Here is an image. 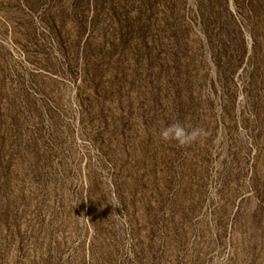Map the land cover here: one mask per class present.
Instances as JSON below:
<instances>
[{
	"label": "rangeland",
	"instance_id": "374dc122",
	"mask_svg": "<svg viewBox=\"0 0 264 264\" xmlns=\"http://www.w3.org/2000/svg\"><path fill=\"white\" fill-rule=\"evenodd\" d=\"M0 264H264V0H0Z\"/></svg>",
	"mask_w": 264,
	"mask_h": 264
},
{
	"label": "clouds",
	"instance_id": "9594fccd",
	"mask_svg": "<svg viewBox=\"0 0 264 264\" xmlns=\"http://www.w3.org/2000/svg\"><path fill=\"white\" fill-rule=\"evenodd\" d=\"M201 134L200 129H190L185 124L176 122L165 127L161 132V138L164 140H174L184 145L194 141Z\"/></svg>",
	"mask_w": 264,
	"mask_h": 264
}]
</instances>
